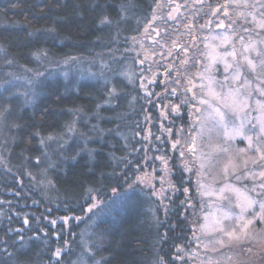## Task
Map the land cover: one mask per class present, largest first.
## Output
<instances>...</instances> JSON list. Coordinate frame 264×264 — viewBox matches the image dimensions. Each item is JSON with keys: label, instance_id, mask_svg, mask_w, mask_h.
I'll use <instances>...</instances> for the list:
<instances>
[{"label": "trees", "instance_id": "16d2710c", "mask_svg": "<svg viewBox=\"0 0 264 264\" xmlns=\"http://www.w3.org/2000/svg\"><path fill=\"white\" fill-rule=\"evenodd\" d=\"M233 7L0 0V264H197L200 38Z\"/></svg>", "mask_w": 264, "mask_h": 264}, {"label": "rangeland", "instance_id": "374dc122", "mask_svg": "<svg viewBox=\"0 0 264 264\" xmlns=\"http://www.w3.org/2000/svg\"><path fill=\"white\" fill-rule=\"evenodd\" d=\"M230 2L239 17L200 38L204 211L195 256L197 264H264V0Z\"/></svg>", "mask_w": 264, "mask_h": 264}, {"label": "snow or ice", "instance_id": "6c2138e0", "mask_svg": "<svg viewBox=\"0 0 264 264\" xmlns=\"http://www.w3.org/2000/svg\"><path fill=\"white\" fill-rule=\"evenodd\" d=\"M105 19H107V18H105ZM114 191H115V190H114ZM89 210H91V209H89ZM55 255H56V256H59V255H60V250H59V249L56 251Z\"/></svg>", "mask_w": 264, "mask_h": 264}]
</instances>
